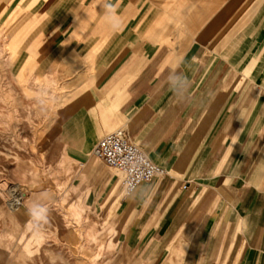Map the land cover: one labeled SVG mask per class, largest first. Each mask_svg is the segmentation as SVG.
Returning a JSON list of instances; mask_svg holds the SVG:
<instances>
[{"label":"crops","instance_id":"0c3cea01","mask_svg":"<svg viewBox=\"0 0 264 264\" xmlns=\"http://www.w3.org/2000/svg\"><path fill=\"white\" fill-rule=\"evenodd\" d=\"M6 9L21 20L6 39L12 73L24 89L51 84L63 106L33 148L24 112L19 134H0V153L22 154L24 183L25 152L38 169L51 164L55 183L80 196L70 213L87 235L88 218L107 225L115 213L121 255L137 264H264V0H6ZM172 69L188 81L183 96ZM116 130L168 174L113 203L122 176L93 151ZM29 209L15 211L19 220ZM35 232L38 250L59 249L51 230Z\"/></svg>","mask_w":264,"mask_h":264},{"label":"rangeland","instance_id":"374dc122","mask_svg":"<svg viewBox=\"0 0 264 264\" xmlns=\"http://www.w3.org/2000/svg\"><path fill=\"white\" fill-rule=\"evenodd\" d=\"M20 21L17 15L7 11L6 0H0V134H5L7 129L19 134L23 122L16 119L24 112L25 141L33 148L38 140L44 137L45 126L52 123V118L63 106L59 104V92L49 87L51 84L40 89L28 87L24 89L21 78L15 77V73H12L16 46H13L11 40L7 42L6 39L11 37L9 34L15 33ZM35 85L40 86V83L36 82ZM18 155L14 154L12 158L11 154L0 153V264H92L98 250L102 252L100 258L102 264H126V262L137 264L135 261L138 259L132 255L125 258L121 255V244L112 225L115 213L107 225L93 226L91 217L88 218L91 232L87 235L85 221L78 223L70 213V205L80 196L72 195L69 185L55 183L51 164H47L43 169L35 167L32 154L27 152H25L24 183L21 169L16 168L22 154ZM13 164L15 168L11 167ZM42 178L43 183H41ZM13 185L19 186L23 193L25 191V206L31 208L33 205H40L46 208L43 223L34 221L30 215L23 222L15 212L7 209L6 203L10 200L7 191ZM2 189L4 192H1ZM123 197L124 193L119 190L111 201L121 202ZM81 201L87 204L83 198ZM90 209H98V207L90 205ZM64 216L68 218L69 227L63 221ZM38 228L51 230L55 234L59 249L46 248L45 252L38 250L35 237V229ZM86 241L95 249L87 258H85L87 251L82 250ZM27 244L34 250L33 256H30L26 250ZM76 257L78 260L74 261Z\"/></svg>","mask_w":264,"mask_h":264},{"label":"built area","instance_id":"2783aa9c","mask_svg":"<svg viewBox=\"0 0 264 264\" xmlns=\"http://www.w3.org/2000/svg\"><path fill=\"white\" fill-rule=\"evenodd\" d=\"M93 155L122 175L125 197L132 194L141 184L168 174L167 170L153 162L124 130H116L100 139ZM22 205L23 203H19L17 209Z\"/></svg>","mask_w":264,"mask_h":264},{"label":"clouds","instance_id":"9594fccd","mask_svg":"<svg viewBox=\"0 0 264 264\" xmlns=\"http://www.w3.org/2000/svg\"><path fill=\"white\" fill-rule=\"evenodd\" d=\"M104 18L106 22L115 30L120 26L119 18L115 14V9L111 5H106ZM169 83L171 90H173L178 96H183L187 92L189 86L186 78H182L175 74V69H172V73L169 75ZM29 215L36 222H39L45 218L46 208L40 205H33L29 209Z\"/></svg>","mask_w":264,"mask_h":264},{"label":"bare ground","instance_id":"6f19581e","mask_svg":"<svg viewBox=\"0 0 264 264\" xmlns=\"http://www.w3.org/2000/svg\"><path fill=\"white\" fill-rule=\"evenodd\" d=\"M8 194L10 196V200L6 203L7 208L9 211L15 212L19 203L24 204L26 197L25 193L20 190V187L13 185L8 188Z\"/></svg>","mask_w":264,"mask_h":264}]
</instances>
